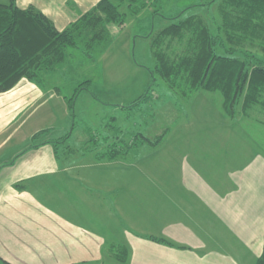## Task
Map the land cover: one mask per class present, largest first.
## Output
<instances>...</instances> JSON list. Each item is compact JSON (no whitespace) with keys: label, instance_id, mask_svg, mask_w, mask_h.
Instances as JSON below:
<instances>
[{"label":"crops","instance_id":"0c3cea01","mask_svg":"<svg viewBox=\"0 0 264 264\" xmlns=\"http://www.w3.org/2000/svg\"><path fill=\"white\" fill-rule=\"evenodd\" d=\"M98 1L54 0L55 5L50 0L51 15L39 4L46 0H14L20 8L44 13L58 30ZM137 36L124 43L126 53ZM90 82L87 90L97 104L125 106L141 96L150 79L137 95L124 79ZM33 88V80L21 78L0 93L3 260L99 264L111 236L113 244L127 250L121 264H255L263 247L264 143L227 117L222 101L220 111L214 110L215 102L206 95L207 106L194 107L189 117L165 128L162 141L143 155L127 151L107 159L83 147V133L75 136L59 88L52 85L31 95ZM41 130H47L42 142L31 147V137ZM64 136L55 150L53 142ZM79 141L83 149L69 148ZM49 144L53 158H40L38 152Z\"/></svg>","mask_w":264,"mask_h":264},{"label":"trees","instance_id":"16d2710c","mask_svg":"<svg viewBox=\"0 0 264 264\" xmlns=\"http://www.w3.org/2000/svg\"><path fill=\"white\" fill-rule=\"evenodd\" d=\"M148 4L147 0H99L58 30L32 6L20 8L14 0L0 3V93L13 88L21 78L34 80L63 64L67 48L77 47L76 37L83 33L88 34V46L109 37L110 30L117 34L128 15L135 16ZM218 10L221 22L217 34H212L199 16L189 15L147 36L156 72L148 69L151 81L146 92L157 73L169 86L188 95L199 90L218 91L223 112L231 120L238 107L243 113L257 106L264 112V0H223ZM90 85V80L81 82L73 95L65 98L73 119L74 98ZM262 122L264 125V118ZM46 133L41 130L33 134L31 147L40 144L36 141ZM163 137L164 133L157 136L151 145H158ZM66 138L53 142L55 150L56 143ZM122 154L109 149L97 157L113 159ZM117 246L112 247L115 250ZM119 247L122 262L126 253L124 246ZM255 264H264V233Z\"/></svg>","mask_w":264,"mask_h":264},{"label":"rangeland","instance_id":"374dc122","mask_svg":"<svg viewBox=\"0 0 264 264\" xmlns=\"http://www.w3.org/2000/svg\"><path fill=\"white\" fill-rule=\"evenodd\" d=\"M49 1L46 0L45 4L39 2V4L47 12L52 13L51 8L48 6ZM147 1H149L148 6L142 9L140 13L135 16H127L126 27L120 35L119 31L114 35V30H110L109 37L94 42L90 46H88V34L86 32L81 37H76L78 46L67 48L66 61L52 71L37 75L33 80L37 88L31 89L30 94L34 95L42 88L45 89L53 85L59 88V91L67 98L85 80H91L95 84L101 79L108 78L113 81L124 79L125 82H132L130 86L131 93L137 95L143 81L150 79L148 69L150 68L154 70L153 72H156L154 69L155 60L150 51V37H147L151 33L152 24H154L152 32H156L171 24V22H177V20L187 18L189 15H197L212 34H217L219 31L217 28L221 18L218 7L223 3V0ZM52 2L56 5L54 0ZM191 4L193 5L189 6ZM136 35H138L136 43L131 42L128 46V53H126L127 46L124 43L130 36L133 38ZM104 51H107V53L103 59ZM219 52L222 53V51ZM131 62H136L138 67H129ZM155 78L156 81L148 92H146L148 89L146 88L138 99L125 104V106H115L116 104L113 103L99 105L91 98L90 95H95L91 92V89H80L76 95L75 108H73L75 114L73 126L76 129L75 136H79L81 132L84 134L80 135L81 138L87 140L85 144L87 147L85 145L83 147L86 150L91 149L92 154H100L112 149L113 152L123 154L130 151L134 155H143L150 147H153L151 142H154L156 136L160 135L165 128L176 125L189 117V111L191 112L194 107L204 108L205 105L207 106L209 103L204 100L206 95L211 96L212 102H215L213 105L214 110L216 108L220 111L219 105L221 106L222 99L218 91L202 92L203 90H199L188 95L185 90L181 91L179 88L169 86L157 73H155ZM96 87L92 88L95 92ZM214 110H209L208 113H214ZM192 113L195 114L196 110ZM263 115L264 112L257 106L244 113L238 107L233 116H235L234 120L240 128L246 132H252L264 143ZM87 129H90V131ZM43 136L38 138L36 142H42L40 140ZM236 141L238 145L242 144L239 136ZM81 142H77L78 144L72 142V146L69 148L71 150L77 149ZM38 155L43 159L48 155L53 158L52 145H46V149L43 151L41 149ZM4 180L5 178L1 176L0 190L6 185ZM20 184L17 183V185ZM106 242L103 261L99 264L123 263L126 257L122 262L120 261L123 254L120 245L113 244L111 236ZM113 245L118 248L114 250ZM125 253L127 256L126 248ZM7 263L0 260V264Z\"/></svg>","mask_w":264,"mask_h":264}]
</instances>
